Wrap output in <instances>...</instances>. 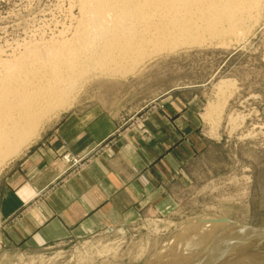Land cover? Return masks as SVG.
Wrapping results in <instances>:
<instances>
[{"label": "rangeland", "instance_id": "rangeland-1", "mask_svg": "<svg viewBox=\"0 0 264 264\" xmlns=\"http://www.w3.org/2000/svg\"><path fill=\"white\" fill-rule=\"evenodd\" d=\"M72 1L0 0V50L14 54L33 41L60 36L58 31L65 34L77 14ZM248 33L162 54L136 74L88 80L69 108L40 126L38 137L0 172V179L49 127L103 115L130 128L155 109L177 129L161 176L165 198L136 222L46 250L6 246L0 222V264H215L231 259L246 264L251 258L252 264H264V238L255 235L239 238L237 248L215 258L205 248L190 253L188 246L181 251L177 246L212 228L220 231L218 221L227 223L234 239L243 226L264 228V12ZM107 146L99 144L94 154ZM62 158L70 172L85 163L69 153ZM156 198L158 193L152 201Z\"/></svg>", "mask_w": 264, "mask_h": 264}, {"label": "bare ground", "instance_id": "bare-ground-1", "mask_svg": "<svg viewBox=\"0 0 264 264\" xmlns=\"http://www.w3.org/2000/svg\"><path fill=\"white\" fill-rule=\"evenodd\" d=\"M72 2L77 14L71 17L73 21L69 18L72 26L68 31L65 28V34L58 31L60 36L56 38L51 35L45 41L27 42L18 53L14 49V54L0 50V172L32 144L46 120L72 105L88 80L97 76L124 77L138 73L162 54L228 38L242 39L264 12V0ZM73 8L69 5V15ZM218 222L225 228L212 232L210 227L206 236L204 233L190 238L191 242L176 244L179 251L185 245L190 253L205 248L203 251L215 258L235 247L239 238H264V228L243 226L234 239L229 235L234 232H227V223ZM231 260L215 264H235ZM253 261L251 258L245 263Z\"/></svg>", "mask_w": 264, "mask_h": 264}, {"label": "crops", "instance_id": "crops-1", "mask_svg": "<svg viewBox=\"0 0 264 264\" xmlns=\"http://www.w3.org/2000/svg\"><path fill=\"white\" fill-rule=\"evenodd\" d=\"M150 112L130 128L103 115L49 127L0 179L4 244L46 250L150 215L165 198L161 176L167 145L177 142L176 125L161 110ZM104 143V152L95 155ZM68 153L84 158L82 169L67 171L62 156Z\"/></svg>", "mask_w": 264, "mask_h": 264}, {"label": "built area", "instance_id": "built-area-1", "mask_svg": "<svg viewBox=\"0 0 264 264\" xmlns=\"http://www.w3.org/2000/svg\"><path fill=\"white\" fill-rule=\"evenodd\" d=\"M76 161V160H75Z\"/></svg>", "mask_w": 264, "mask_h": 264}]
</instances>
